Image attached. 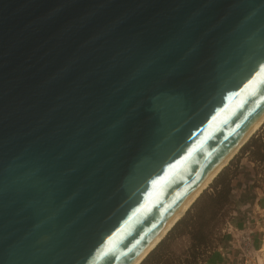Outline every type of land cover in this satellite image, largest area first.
Here are the masks:
<instances>
[{
    "label": "water",
    "instance_id": "95a60500",
    "mask_svg": "<svg viewBox=\"0 0 264 264\" xmlns=\"http://www.w3.org/2000/svg\"><path fill=\"white\" fill-rule=\"evenodd\" d=\"M264 111V0H0V264H128Z\"/></svg>",
    "mask_w": 264,
    "mask_h": 264
},
{
    "label": "rangeland",
    "instance_id": "374dc122",
    "mask_svg": "<svg viewBox=\"0 0 264 264\" xmlns=\"http://www.w3.org/2000/svg\"><path fill=\"white\" fill-rule=\"evenodd\" d=\"M260 154H264V124L222 170L229 176L236 174L232 182L235 191L232 192V202L226 206L223 217L219 220L215 218L203 227L204 233H209L207 236L210 242L209 246L195 244L189 233L193 229L192 222L195 220V216L200 212L206 214L208 218L211 217V208H207L209 205L207 194L213 192L212 186L216 183L215 180L219 174L182 216L181 222L176 224L177 226L175 225L162 240L164 243L161 251L166 257H169L170 264H189L190 261L194 263L197 256L198 260L200 258L197 264H205L212 250L220 246L225 238L229 240L231 247L229 258L235 264H242L235 241L238 231L246 227L253 230L254 239L262 238V243L259 246L263 245L264 160L259 159L258 155ZM238 219L241 221L240 223H238Z\"/></svg>",
    "mask_w": 264,
    "mask_h": 264
},
{
    "label": "bare ground",
    "instance_id": "6f19581e",
    "mask_svg": "<svg viewBox=\"0 0 264 264\" xmlns=\"http://www.w3.org/2000/svg\"><path fill=\"white\" fill-rule=\"evenodd\" d=\"M264 124V111L245 130L241 137L229 148L218 163L202 178V180L192 189L185 199L178 205L173 213L141 247L138 253L128 264H140L146 256L159 244L168 234L172 227L182 218L186 211L193 205L197 198L210 185L214 178L229 164L234 156L247 143L252 135Z\"/></svg>",
    "mask_w": 264,
    "mask_h": 264
},
{
    "label": "trees",
    "instance_id": "16d2710c",
    "mask_svg": "<svg viewBox=\"0 0 264 264\" xmlns=\"http://www.w3.org/2000/svg\"><path fill=\"white\" fill-rule=\"evenodd\" d=\"M258 156H259V159L264 160V154H260ZM235 175L236 174H231L229 176V175H226L224 171H222L217 176L218 178L216 177L217 178L215 180L216 183L212 186L213 192L207 194L208 202H209V205L207 206V208H211V217L208 218V217H206V214L200 212L197 216H195V220L192 222L193 223V229L189 234H191V236H192L191 239L195 244H198L200 246L202 245L204 247L209 246L210 242H209V239L207 237L209 233L205 234L203 231V227L206 226L207 224H209L210 221H212L213 219L216 218L219 220L223 217V215H224L223 212H224L226 206H228L232 202L231 201V199H232L231 195H232V191H233L232 182L234 180ZM180 220L176 223L177 225L181 222ZM173 227H172V229H173ZM162 240L156 246L157 248L155 247L156 249L154 248L152 250V252L149 253L146 256V258L140 264H170L171 263L168 259L169 257H166V255L161 251L163 243H164ZM198 248H199V246L197 247V249ZM199 260H200V258H199ZM199 260H198V256H197L194 263H192V261H190L189 264H195V262L197 264V261H199ZM179 264H181V263H179Z\"/></svg>",
    "mask_w": 264,
    "mask_h": 264
},
{
    "label": "built area",
    "instance_id": "2783aa9c",
    "mask_svg": "<svg viewBox=\"0 0 264 264\" xmlns=\"http://www.w3.org/2000/svg\"><path fill=\"white\" fill-rule=\"evenodd\" d=\"M253 230L249 227L238 231V237L235 241L242 264H264V243L256 246Z\"/></svg>",
    "mask_w": 264,
    "mask_h": 264
},
{
    "label": "crops",
    "instance_id": "0c3cea01",
    "mask_svg": "<svg viewBox=\"0 0 264 264\" xmlns=\"http://www.w3.org/2000/svg\"><path fill=\"white\" fill-rule=\"evenodd\" d=\"M233 191H235L234 187H233ZM240 222L241 221H239L238 223ZM262 235L264 237V232L262 233ZM261 243H262V238L255 239L256 246H259ZM230 256H231L230 243H229V240H226L225 238V240L220 246H217L216 248L212 250L210 255L207 257L205 264H235L234 261L229 258Z\"/></svg>",
    "mask_w": 264,
    "mask_h": 264
}]
</instances>
